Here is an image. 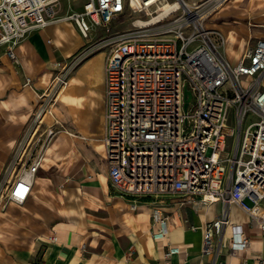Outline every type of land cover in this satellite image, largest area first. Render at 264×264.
Listing matches in <instances>:
<instances>
[{
  "label": "built area",
  "instance_id": "obj_1",
  "mask_svg": "<svg viewBox=\"0 0 264 264\" xmlns=\"http://www.w3.org/2000/svg\"><path fill=\"white\" fill-rule=\"evenodd\" d=\"M167 2L172 6L159 14ZM185 2L81 0L79 8L69 4L62 14L60 0H0V48L17 61L16 50L30 32L62 20L74 21L88 39L80 52L54 63L50 83L38 94L32 132L21 140V150L32 144V151L38 143L45 147L57 131L52 108L71 71L86 56L107 49L104 145L111 185L127 197L177 191L200 196L203 203L222 201V213L204 226L207 254L215 250V233L230 223L232 202L264 232V37L229 56L221 50L227 36L209 29L205 12ZM132 13L144 17H136L126 32H108L114 19ZM99 28L106 32L89 40ZM30 83L28 78L25 84ZM46 113L53 117L50 125L43 121ZM29 155L28 172L34 173L43 153ZM30 188L22 172L13 185L0 188V199L22 202ZM151 218L153 235L165 237L168 216L160 206ZM233 227V245L245 248L249 239L239 225ZM178 251L170 247L166 255Z\"/></svg>",
  "mask_w": 264,
  "mask_h": 264
},
{
  "label": "crops",
  "instance_id": "obj_2",
  "mask_svg": "<svg viewBox=\"0 0 264 264\" xmlns=\"http://www.w3.org/2000/svg\"><path fill=\"white\" fill-rule=\"evenodd\" d=\"M224 11L218 17L239 13ZM239 23L227 39L234 45L241 37V52L264 37V29L246 32ZM87 42L74 21L62 20L30 32L16 50L17 61L0 48V93L24 75L38 95L50 83L54 63ZM107 53L94 52L71 71L52 108L57 131L34 173L28 172L32 144L21 150L23 123L0 117V188L13 185L22 172L31 182L22 202L0 199V264H257L264 257V232L250 225L237 203L228 205L230 223L215 233V250L205 254L204 226L222 213V201L203 203L177 191L127 197L111 185L104 145ZM53 117L45 119L52 124ZM157 205L168 216L163 238L153 235ZM234 225L249 239L245 248L233 245ZM170 247L179 251L167 256Z\"/></svg>",
  "mask_w": 264,
  "mask_h": 264
},
{
  "label": "rangeland",
  "instance_id": "obj_3",
  "mask_svg": "<svg viewBox=\"0 0 264 264\" xmlns=\"http://www.w3.org/2000/svg\"><path fill=\"white\" fill-rule=\"evenodd\" d=\"M187 2L193 5L192 7L194 9L205 12V25L209 29L216 32H222L225 36H227V33L234 28V25H240L239 22L243 24L242 26L244 27L246 32H249L250 28L254 27H260L264 29V0H221L219 2L215 0H187ZM193 2L195 4H193ZM69 4H71L75 8H79L81 0H60V4L58 6L59 13L64 14L65 12L69 11ZM228 7H230L234 11H239V13H230L227 15L223 14L218 17V13L221 10L226 11ZM258 15L260 16L259 19L257 18ZM136 17L143 18L144 16L139 15L138 13H132L124 14L121 17L114 19L109 25L108 32L123 33L128 31L132 26V21ZM105 32V29L99 28L95 33L92 34L89 40H92L97 35H102ZM81 37H83L84 40L88 41V39L85 38L82 34ZM241 40L242 39L240 37L239 40L234 45H232L230 42H228L227 39L226 44L224 46H221V50L228 53L229 56H237L240 53ZM232 48L235 51H233ZM69 58H67V60ZM24 78L25 76L21 75L20 82H18L17 85H14L12 89L10 88L6 92L4 91L2 94L0 93V117H14L20 119V121L23 123V128L21 129L22 138H24V136H27L28 134L30 135L32 132V130L29 131V123L39 103L38 95L33 92L32 88L30 87L31 85L25 84ZM28 90H30L32 93L30 96L27 95ZM48 119L49 118L45 119L46 124H50L52 121ZM249 121L250 120H247L246 123H249ZM46 124H44L43 127H45ZM43 127L40 128L36 133H32V139H38L39 133L43 130ZM48 144L49 143H47L43 148L41 147V143L35 144L33 148L34 154L40 152L44 153L45 148ZM36 263H39V260H37Z\"/></svg>",
  "mask_w": 264,
  "mask_h": 264
},
{
  "label": "bare ground",
  "instance_id": "obj_4",
  "mask_svg": "<svg viewBox=\"0 0 264 264\" xmlns=\"http://www.w3.org/2000/svg\"><path fill=\"white\" fill-rule=\"evenodd\" d=\"M217 2H219V1H221V0H216ZM186 4H184L185 6H187V7H191V4L189 3V2H187V0H186V2H185ZM172 6V3H164L163 4V7L161 8V11L159 12V14H162L167 8H169V7H171ZM223 13V12H222ZM221 13V14H222ZM226 44V43H225ZM47 114H49V113H46L44 116H43V121H45V117H46V115ZM50 115V114H49Z\"/></svg>",
  "mask_w": 264,
  "mask_h": 264
},
{
  "label": "water",
  "instance_id": "obj_5",
  "mask_svg": "<svg viewBox=\"0 0 264 264\" xmlns=\"http://www.w3.org/2000/svg\"><path fill=\"white\" fill-rule=\"evenodd\" d=\"M185 107H187V104H188V102H189V99H190V96H191V92L186 88L185 89Z\"/></svg>",
  "mask_w": 264,
  "mask_h": 264
}]
</instances>
